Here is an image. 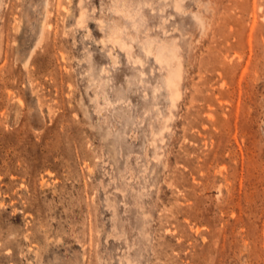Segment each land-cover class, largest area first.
I'll list each match as a JSON object with an SVG mask.
<instances>
[{"label": "rangeland", "instance_id": "1", "mask_svg": "<svg viewBox=\"0 0 264 264\" xmlns=\"http://www.w3.org/2000/svg\"><path fill=\"white\" fill-rule=\"evenodd\" d=\"M0 264H264V0H0Z\"/></svg>", "mask_w": 264, "mask_h": 264}]
</instances>
